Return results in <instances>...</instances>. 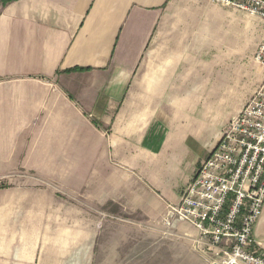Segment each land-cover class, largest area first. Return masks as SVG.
<instances>
[{
	"label": "crops",
	"instance_id": "crops-1",
	"mask_svg": "<svg viewBox=\"0 0 264 264\" xmlns=\"http://www.w3.org/2000/svg\"><path fill=\"white\" fill-rule=\"evenodd\" d=\"M263 37L262 18L210 0L0 6V264H115L124 226L196 255L197 230L163 219L230 121L193 155L203 97L237 75L250 98ZM252 236L264 251V201Z\"/></svg>",
	"mask_w": 264,
	"mask_h": 264
},
{
	"label": "built area",
	"instance_id": "built-area-1",
	"mask_svg": "<svg viewBox=\"0 0 264 264\" xmlns=\"http://www.w3.org/2000/svg\"><path fill=\"white\" fill-rule=\"evenodd\" d=\"M264 20V0H210ZM264 67V37L254 54ZM264 201V78L230 119L163 223L191 224L195 243L211 264H264L252 236Z\"/></svg>",
	"mask_w": 264,
	"mask_h": 264
},
{
	"label": "rangeland",
	"instance_id": "rangeland-1",
	"mask_svg": "<svg viewBox=\"0 0 264 264\" xmlns=\"http://www.w3.org/2000/svg\"><path fill=\"white\" fill-rule=\"evenodd\" d=\"M251 35V44L248 49L244 51L245 58L243 62L254 70L256 63L251 65L249 57L253 51V41L256 38L255 32ZM237 63L240 64L243 59L241 52L238 51ZM243 64L240 65L242 69ZM251 77V74H249ZM237 75L235 80L222 78L219 80L218 88L215 92L207 94L203 97L201 110L205 116V121H209L208 115L212 119L208 126H204L202 135L197 137L194 144H191L193 148V155L203 156L205 150L210 146L212 140V134L220 129L219 124H224L225 120H230L233 114L244 105L243 103L250 96L253 80L247 79L245 83H241ZM231 117V118H230ZM229 122V121H228ZM226 123V125L228 124ZM225 125V126H226ZM224 126V127H225ZM223 127V129H224ZM222 129V130H223ZM222 133V131H221ZM193 141V140H192ZM192 155V156H193ZM11 177H7L8 179ZM5 180L1 178L0 185L4 184ZM125 235L127 239L120 249V255L115 264H200L204 257L200 254V251L194 247V251L199 255L192 254L187 250L188 246L184 247L180 241L170 240L163 238L157 234L155 238L148 236L143 230L131 229L129 226H124ZM99 255L98 252L96 256ZM101 260V256H97ZM208 261V259H206Z\"/></svg>",
	"mask_w": 264,
	"mask_h": 264
},
{
	"label": "trees",
	"instance_id": "trees-1",
	"mask_svg": "<svg viewBox=\"0 0 264 264\" xmlns=\"http://www.w3.org/2000/svg\"><path fill=\"white\" fill-rule=\"evenodd\" d=\"M13 1H16V0H0V6L1 7H4L6 6L8 3H11Z\"/></svg>",
	"mask_w": 264,
	"mask_h": 264
}]
</instances>
